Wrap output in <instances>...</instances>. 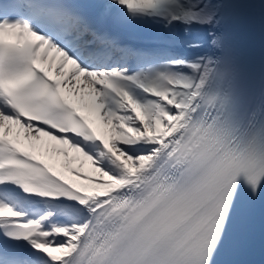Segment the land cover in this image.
Masks as SVG:
<instances>
[{"label":"snow or ice","instance_id":"obj_1","mask_svg":"<svg viewBox=\"0 0 264 264\" xmlns=\"http://www.w3.org/2000/svg\"><path fill=\"white\" fill-rule=\"evenodd\" d=\"M0 264H264V0H0Z\"/></svg>","mask_w":264,"mask_h":264},{"label":"bare ground","instance_id":"obj_2","mask_svg":"<svg viewBox=\"0 0 264 264\" xmlns=\"http://www.w3.org/2000/svg\"><path fill=\"white\" fill-rule=\"evenodd\" d=\"M52 162L56 163L57 164V167L60 166L58 161H52ZM89 169H90V165L87 162H85L84 170L85 171H88Z\"/></svg>","mask_w":264,"mask_h":264}]
</instances>
